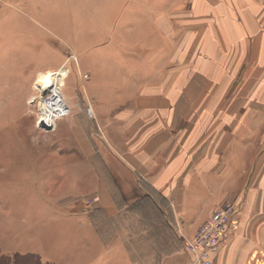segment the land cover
<instances>
[{
	"label": "rangeland",
	"instance_id": "obj_1",
	"mask_svg": "<svg viewBox=\"0 0 264 264\" xmlns=\"http://www.w3.org/2000/svg\"><path fill=\"white\" fill-rule=\"evenodd\" d=\"M223 1L238 5L237 18L245 15L249 25L264 22V0ZM215 2L154 3L159 19L174 24L173 29H158L159 69L175 66L173 58L181 51V28L176 25L204 18L197 4ZM77 4L76 27L61 28L63 39L55 38V57L47 60L57 62L39 72L62 66L69 70L58 93L65 113L55 117L54 126H40L45 115L35 86L39 73L17 74L13 60L0 59V257H25L18 264H130L128 257L150 264L152 253L156 264H163V258L179 249V238L192 240L212 211L223 205L207 213L192 237L186 235L187 222L179 209L188 206L173 209L172 196L151 187L150 173L133 166L129 158L150 153V133H157L158 119L166 115L165 108L143 106L148 92L135 88V67L150 63L149 51H144L148 43L135 44L137 36L130 33L117 48V29L102 27L100 21L86 27L82 13L89 6L79 0ZM0 6L6 7L4 0ZM73 32L74 46L64 40L73 38ZM106 35L110 43L102 42ZM189 39L192 52L196 38L191 34ZM150 57L154 63V52ZM6 72L10 74H2Z\"/></svg>",
	"mask_w": 264,
	"mask_h": 264
},
{
	"label": "crops",
	"instance_id": "obj_2",
	"mask_svg": "<svg viewBox=\"0 0 264 264\" xmlns=\"http://www.w3.org/2000/svg\"><path fill=\"white\" fill-rule=\"evenodd\" d=\"M79 1L89 6L82 13L86 27H92L90 21H100L102 27L117 29V48L125 45L130 33L137 36L135 44L148 43L144 51H149L150 63L135 67L139 69L134 73L135 88L148 92L143 106L165 108L166 115L165 120L159 117L157 133H150V153L129 158L133 166L150 173L151 187L172 196L173 209L188 206L179 209V216L187 222L183 230L191 237L211 209L238 205L233 233L213 252V264H264V22L254 26L244 20L245 15L238 19V5L228 1L197 4L204 18L176 25L181 28V51L170 63L175 66L159 69L158 29H173L174 24L159 19L154 5L158 0ZM77 3L4 0L0 59L13 60L22 75H37L54 66L56 60H47L55 57V38L63 39L61 28L76 27ZM129 27L132 32L124 31ZM191 34L196 38L192 52L187 46ZM73 35L64 40L74 46L77 34ZM110 39L106 35L102 42ZM179 242V249L163 258V264H195L184 241ZM120 250L126 252L125 247ZM128 258L130 264H138ZM152 258L157 259L151 253L150 264Z\"/></svg>",
	"mask_w": 264,
	"mask_h": 264
},
{
	"label": "built area",
	"instance_id": "obj_3",
	"mask_svg": "<svg viewBox=\"0 0 264 264\" xmlns=\"http://www.w3.org/2000/svg\"><path fill=\"white\" fill-rule=\"evenodd\" d=\"M239 206L225 204L212 211L210 217L196 231L192 240H186V247L195 264H213V252L224 245L235 228V216Z\"/></svg>",
	"mask_w": 264,
	"mask_h": 264
},
{
	"label": "bare ground",
	"instance_id": "obj_4",
	"mask_svg": "<svg viewBox=\"0 0 264 264\" xmlns=\"http://www.w3.org/2000/svg\"><path fill=\"white\" fill-rule=\"evenodd\" d=\"M65 67L62 66L57 70H46L37 75L36 92L43 102L42 114L45 115L44 118L40 119V126L42 127L54 126L55 117L65 113L58 94L62 91L64 77L68 71Z\"/></svg>",
	"mask_w": 264,
	"mask_h": 264
},
{
	"label": "trees",
	"instance_id": "obj_5",
	"mask_svg": "<svg viewBox=\"0 0 264 264\" xmlns=\"http://www.w3.org/2000/svg\"><path fill=\"white\" fill-rule=\"evenodd\" d=\"M20 258H25V257L19 256V255H14L11 258H7V259L0 257V264L4 263V262H7L5 264H18L17 260ZM26 263H27V261H26Z\"/></svg>",
	"mask_w": 264,
	"mask_h": 264
}]
</instances>
